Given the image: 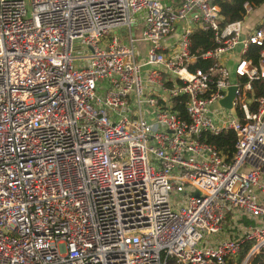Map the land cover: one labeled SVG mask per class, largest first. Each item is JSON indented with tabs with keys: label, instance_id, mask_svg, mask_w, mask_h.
<instances>
[{
	"label": "built area",
	"instance_id": "built-area-1",
	"mask_svg": "<svg viewBox=\"0 0 264 264\" xmlns=\"http://www.w3.org/2000/svg\"><path fill=\"white\" fill-rule=\"evenodd\" d=\"M215 1L0 0V264H231L250 241L249 264L264 246V22L244 29L245 2L222 26ZM226 131L229 161L204 137ZM230 212L254 224L219 239Z\"/></svg>",
	"mask_w": 264,
	"mask_h": 264
},
{
	"label": "trees",
	"instance_id": "trees-1",
	"mask_svg": "<svg viewBox=\"0 0 264 264\" xmlns=\"http://www.w3.org/2000/svg\"><path fill=\"white\" fill-rule=\"evenodd\" d=\"M220 8V13L223 16L221 25H225L228 22L242 19L244 15L243 4L249 2L253 8L260 6L264 0H216L215 1ZM190 51L196 56V61L189 66L191 70L195 68L206 69L209 65L213 64L215 61L212 59H203L201 54L216 46L213 40V33L211 31H203L200 29H195L190 35ZM259 47L250 44L247 51L244 54L245 58H250L254 63H257L259 59ZM258 87V93L264 94V80H256L253 83ZM185 100L186 97L181 95L174 98V105L172 110L177 112L181 118L187 119V114L185 110ZM207 142L215 145L222 153L225 155L226 160H230L232 153L234 151L235 144V134L232 131L222 132L218 135H212L207 133L205 136ZM251 242H245L235 260L234 264H241L243 258L246 256ZM231 263V262H230ZM249 264H264V246L261 247L258 252L252 254L249 259Z\"/></svg>",
	"mask_w": 264,
	"mask_h": 264
},
{
	"label": "crops",
	"instance_id": "crops-1",
	"mask_svg": "<svg viewBox=\"0 0 264 264\" xmlns=\"http://www.w3.org/2000/svg\"><path fill=\"white\" fill-rule=\"evenodd\" d=\"M176 1V0H173ZM262 22H264V2L256 7L253 8L252 12L250 14H248L247 18L245 19V25H244V29H249L251 27H258L262 24ZM142 47H147L146 43L142 44ZM241 48V44H238L237 47L234 49V51L228 53L227 55L222 56L220 62L228 69L231 70L232 72V76H229V80L234 81L236 79L234 73H233V69L235 66V63L237 61V59L239 58V53L238 51ZM219 103H215L213 104V108H217L219 107ZM232 212L228 213L226 216V219H229V222L227 223V225H229L231 228H233V230L228 234L225 235L224 231V227L223 230L217 235V237L223 238V237H231V236H235L239 230H241L244 226H250L252 224H254V221L244 217V216H240L237 217L233 214H231ZM231 223V224H230ZM235 227V228H234ZM224 235V236H223Z\"/></svg>",
	"mask_w": 264,
	"mask_h": 264
},
{
	"label": "water",
	"instance_id": "water-1",
	"mask_svg": "<svg viewBox=\"0 0 264 264\" xmlns=\"http://www.w3.org/2000/svg\"><path fill=\"white\" fill-rule=\"evenodd\" d=\"M234 91H235L234 85L228 87L226 95L218 101L220 106H223L225 108H231L232 100H233L234 95H235ZM194 195L199 196L200 195L199 191L196 190L194 192Z\"/></svg>",
	"mask_w": 264,
	"mask_h": 264
},
{
	"label": "rangeland",
	"instance_id": "rangeland-1",
	"mask_svg": "<svg viewBox=\"0 0 264 264\" xmlns=\"http://www.w3.org/2000/svg\"><path fill=\"white\" fill-rule=\"evenodd\" d=\"M228 73H229V76H232V72H231V70L230 69H228ZM229 115V114H228ZM225 117L227 116V112L225 113V115H224ZM229 222V219H226V222H225V227H224V233H225V235H228L232 230H233V228H231L229 225H227V223ZM231 224V223H230ZM235 228V227H234ZM224 236V235H223ZM235 263V261L234 262H232L231 264H234Z\"/></svg>",
	"mask_w": 264,
	"mask_h": 264
}]
</instances>
